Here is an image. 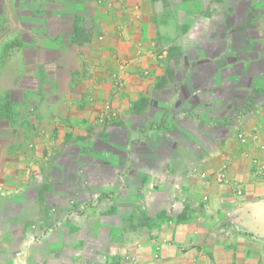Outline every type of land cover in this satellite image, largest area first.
I'll return each mask as SVG.
<instances>
[{
	"label": "crops",
	"instance_id": "obj_1",
	"mask_svg": "<svg viewBox=\"0 0 264 264\" xmlns=\"http://www.w3.org/2000/svg\"><path fill=\"white\" fill-rule=\"evenodd\" d=\"M0 264H264V0H0Z\"/></svg>",
	"mask_w": 264,
	"mask_h": 264
},
{
	"label": "built area",
	"instance_id": "obj_2",
	"mask_svg": "<svg viewBox=\"0 0 264 264\" xmlns=\"http://www.w3.org/2000/svg\"><path fill=\"white\" fill-rule=\"evenodd\" d=\"M123 66H125V62L124 63H121V67H123ZM257 135H255V134H253V135H251V136H249V135H247L246 133H243V132H241V133H239V135H238V141L240 142V143H247V142H249V141H251V142H257L258 141V137H256ZM226 169V167L224 168V172L226 171L225 170ZM258 172H259V170H258ZM259 173H261V172H259ZM223 175H224V173H221V176L223 177ZM224 178V177H223Z\"/></svg>",
	"mask_w": 264,
	"mask_h": 264
},
{
	"label": "rangeland",
	"instance_id": "obj_3",
	"mask_svg": "<svg viewBox=\"0 0 264 264\" xmlns=\"http://www.w3.org/2000/svg\"><path fill=\"white\" fill-rule=\"evenodd\" d=\"M219 173H220V174H221V173H224V169H222ZM208 176H209V175H206V174H205L204 177H203V179H208ZM210 176H213V174L210 175ZM218 179H220L219 181H224L225 178H223L222 176H219ZM140 222H142V220H141Z\"/></svg>",
	"mask_w": 264,
	"mask_h": 264
}]
</instances>
